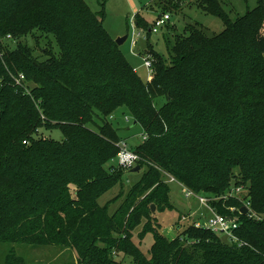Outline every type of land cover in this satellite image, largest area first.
<instances>
[{
  "label": "trees",
  "instance_id": "1",
  "mask_svg": "<svg viewBox=\"0 0 264 264\" xmlns=\"http://www.w3.org/2000/svg\"><path fill=\"white\" fill-rule=\"evenodd\" d=\"M105 1L93 11L84 0H0V243L69 248L78 264H124L118 255L132 264H264V0L233 21L219 0H192L223 30L186 28L167 41L165 59L148 46L155 63L146 82L105 31ZM158 1L175 15L183 6ZM138 15L135 25L151 33ZM29 34L49 42L46 58L20 43L9 49V39ZM20 74L29 95L14 82ZM120 109L145 136L131 148L143 173L110 213L98 199L125 173L109 166L122 140L109 119ZM167 175L214 198L243 185L249 214L235 234L246 245L193 225L161 235L150 213L171 207ZM212 205L221 214L241 207L236 198ZM143 220L137 237L152 235L149 257L132 241ZM4 264L26 263L10 249Z\"/></svg>",
  "mask_w": 264,
  "mask_h": 264
},
{
  "label": "rangeland",
  "instance_id": "2",
  "mask_svg": "<svg viewBox=\"0 0 264 264\" xmlns=\"http://www.w3.org/2000/svg\"><path fill=\"white\" fill-rule=\"evenodd\" d=\"M93 11L100 9L98 0H84ZM163 1V0H162ZM225 12H229L230 19L243 16L247 11L256 7L257 0H219ZM175 2V0L171 1ZM182 9L178 14L169 13L165 5L160 4L158 0H106L104 5L103 27L114 42L123 36H127V40L119 46V50L136 71L142 81L148 79V69L144 66V61L151 64V72L149 77L153 76V67L155 57L152 54L154 51L160 57L165 59L168 55V40L172 41L173 37L178 35H188L186 28L200 30L203 34L213 36L223 30L221 21L213 16L206 15L194 6L192 0H183ZM139 13L138 18H143L147 25L158 18L165 12L170 14V20L166 26L160 28L157 33H147L145 28L137 27L134 23L133 16ZM138 35V36H137ZM10 41V42H9ZM26 45L34 51V55L41 58L42 47L46 48L49 42L44 39L34 40L32 34L20 37L18 39H9L8 47L10 50L18 48V44ZM148 46L152 48L149 49ZM42 61V60H41ZM259 68L264 70V58L259 61ZM165 99H158L156 107L160 108L164 105ZM127 117L128 121L124 118ZM112 125L117 128L119 137L124 140L127 145L135 149L142 143V129L140 125H133V121L126 110L120 109L114 112L112 119H109ZM42 138H51L56 141L62 139V135L58 130H40L36 133ZM110 165H115L112 161ZM109 166H105L107 169ZM109 172V171H108ZM143 173L125 171L121 182H116L112 188L105 191L98 199L99 205L108 203L109 212H114L122 201L127 197L131 188L136 184ZM165 177V176H164ZM168 175L164 182L169 187V201L171 207L163 212L154 209L150 213L153 219V224H158L159 233L167 239H174L186 227L194 223H204L206 218L210 216V212L206 207L200 205L198 201L191 197L186 199L184 192L178 182L170 181ZM232 181L241 184L242 180L237 174ZM243 186V185H242ZM73 188L71 187V192ZM139 199L138 201H140ZM145 225L143 220L141 225L136 227L132 232V241L138 246L146 257H149V249L153 243L151 234H146L142 240H139L137 235ZM222 241V240H221ZM225 243L224 241H222ZM13 249L17 256L24 259L26 264H78L77 256L74 250L55 245H40V244H1L0 243V264H4L5 256ZM117 261H123L124 264H132L131 260L124 258L121 255L116 256Z\"/></svg>",
  "mask_w": 264,
  "mask_h": 264
},
{
  "label": "built area",
  "instance_id": "3",
  "mask_svg": "<svg viewBox=\"0 0 264 264\" xmlns=\"http://www.w3.org/2000/svg\"><path fill=\"white\" fill-rule=\"evenodd\" d=\"M169 20H170V16L168 14L160 15L152 22L151 33H157L160 28L164 27L169 22ZM144 66L146 69H148L147 81H149L151 64L147 61H144ZM14 82L19 88L23 90L24 94L29 95V90H27V88L25 87V77L22 74L14 78ZM124 120L128 121L127 117H125ZM144 140H145V136L142 135V141ZM116 146L118 153L114 158V160H112L115 163V165H112L113 168H120L124 171H129L132 170L135 166H137L138 161H140V157L127 145V143L124 140H120L119 142H117ZM173 180H174L173 178H170V181ZM180 186L184 192V197L186 199L191 197L195 198L200 205L206 207V209L210 212V216L206 218L204 223H194L193 224L194 227L196 228L202 227L207 229L208 231L213 233L216 237H218L220 240L224 241L226 244L228 243V244L237 245V247L246 245L235 234V232L239 228V215L241 214L240 211L241 208H246L247 209L246 214H249L248 204L247 202H245V199L243 198L246 192L242 186L233 187L226 194L218 198L210 197L203 194H196L193 191L183 187L181 184ZM231 198L238 199L239 202L241 203V207L226 208L227 209L226 214L218 213L214 209V206L212 205L213 202L220 200L226 201ZM257 219L260 221L264 220V215L257 217Z\"/></svg>",
  "mask_w": 264,
  "mask_h": 264
},
{
  "label": "water",
  "instance_id": "4",
  "mask_svg": "<svg viewBox=\"0 0 264 264\" xmlns=\"http://www.w3.org/2000/svg\"><path fill=\"white\" fill-rule=\"evenodd\" d=\"M127 40V36H123L121 38H118L116 41H115V44L119 47L121 46L125 41ZM133 125H135V122L133 123ZM139 171V167L138 166H135L131 172L133 173H137ZM154 211V206H151V212ZM241 214L245 215L247 213V209L246 208H241Z\"/></svg>",
  "mask_w": 264,
  "mask_h": 264
},
{
  "label": "crops",
  "instance_id": "5",
  "mask_svg": "<svg viewBox=\"0 0 264 264\" xmlns=\"http://www.w3.org/2000/svg\"><path fill=\"white\" fill-rule=\"evenodd\" d=\"M136 14H139V13L137 12ZM136 14H135V15H136ZM135 15L133 16V20H134ZM134 23H135V21H134ZM135 24H136V23H135Z\"/></svg>",
  "mask_w": 264,
  "mask_h": 264
}]
</instances>
